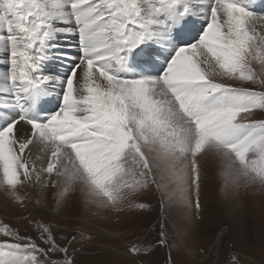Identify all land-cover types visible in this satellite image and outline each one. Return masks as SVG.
<instances>
[{"label":"snow or ice","instance_id":"snow-or-ice-1","mask_svg":"<svg viewBox=\"0 0 264 264\" xmlns=\"http://www.w3.org/2000/svg\"><path fill=\"white\" fill-rule=\"evenodd\" d=\"M255 7L0 0V109L8 110L0 116V190L22 206L26 189L41 197L53 189L58 205L79 191L84 211L104 218L144 208L135 198L153 188L190 208L194 191L198 212L201 161L215 157L226 194L264 191V120L250 119L264 111V91L236 86L264 89V16ZM70 34L79 37V62L56 92L61 74L45 70L67 60L58 41ZM53 93L58 102L46 108ZM0 234V264H61L51 259L61 252L62 264H73L46 225L47 248L7 225ZM232 264H241L238 256Z\"/></svg>","mask_w":264,"mask_h":264},{"label":"rangeland","instance_id":"rangeland-1","mask_svg":"<svg viewBox=\"0 0 264 264\" xmlns=\"http://www.w3.org/2000/svg\"><path fill=\"white\" fill-rule=\"evenodd\" d=\"M71 39L74 43V34ZM66 47L62 44L59 48ZM53 64L57 66V62L50 63L51 68L46 70L53 69ZM254 67L260 70L259 64ZM50 72L62 73L60 69ZM236 86L264 91L259 85ZM55 90L59 92L60 88L55 86ZM52 97L55 106L58 97ZM250 119L264 120V111H255ZM206 160L201 161L198 212L194 191L190 208L172 202L153 188L135 198V203L144 208L125 207L104 218L84 211L79 191L58 205L53 189H44L43 197L38 190L26 189L29 197L24 206L13 203L3 193L0 226L7 225L21 236L31 237L41 248L48 246L40 237V226L50 227L57 244L68 248L73 264H232L234 256L241 264H264V191L250 187L226 194L221 190L219 161ZM162 232L165 243H161ZM89 236L92 239H87ZM5 239L0 234V241ZM133 245L146 251L133 256L129 252ZM51 259L62 264L64 253L52 254Z\"/></svg>","mask_w":264,"mask_h":264},{"label":"bare ground","instance_id":"bare-ground-1","mask_svg":"<svg viewBox=\"0 0 264 264\" xmlns=\"http://www.w3.org/2000/svg\"><path fill=\"white\" fill-rule=\"evenodd\" d=\"M255 11L257 13V16H264V3L261 2V0H255ZM73 34L67 35L65 37H62L59 41H58V46L60 47L62 44L67 45L66 48L60 49L63 53L66 54L67 56V60L66 61H60L57 62V66L56 65H52L54 68L53 69H60L62 71L61 76H59L57 78L58 81H60V79L63 78V72L66 71V69L68 68V66L72 65L73 62L76 61V63H78V57H79V37L78 34H74V43H72V37ZM47 68H51L50 65L47 66ZM53 69H48L46 70V74L49 73L50 71H52ZM53 73V72H50ZM56 81V89L59 88V82ZM55 94V93H53ZM54 103L55 100L54 98L51 96L48 98L47 102L45 103V107L52 109L54 108ZM8 110L7 109H0V116H3L6 114ZM217 160L215 157H208L207 158V162H211ZM3 197V192L2 190H0V198ZM64 220V218H61ZM64 229H67L64 227ZM68 230V229H67ZM65 231V230H64ZM216 245H218V241L216 242Z\"/></svg>","mask_w":264,"mask_h":264}]
</instances>
